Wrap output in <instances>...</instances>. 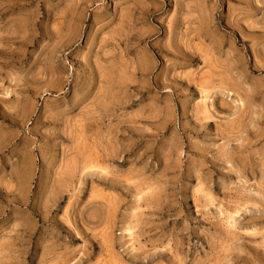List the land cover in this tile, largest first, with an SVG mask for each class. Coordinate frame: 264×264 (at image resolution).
<instances>
[{
    "label": "rangeland",
    "instance_id": "1",
    "mask_svg": "<svg viewBox=\"0 0 264 264\" xmlns=\"http://www.w3.org/2000/svg\"><path fill=\"white\" fill-rule=\"evenodd\" d=\"M0 264H264V0H0Z\"/></svg>",
    "mask_w": 264,
    "mask_h": 264
}]
</instances>
